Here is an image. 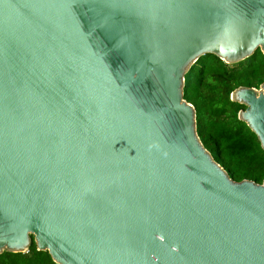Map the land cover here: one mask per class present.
I'll return each mask as SVG.
<instances>
[{
	"label": "water",
	"instance_id": "water-1",
	"mask_svg": "<svg viewBox=\"0 0 264 264\" xmlns=\"http://www.w3.org/2000/svg\"><path fill=\"white\" fill-rule=\"evenodd\" d=\"M264 55V0H0V257L264 264V182L204 147L186 75ZM231 101L264 150V84Z\"/></svg>",
	"mask_w": 264,
	"mask_h": 264
},
{
	"label": "trees",
	"instance_id": "trees-1",
	"mask_svg": "<svg viewBox=\"0 0 264 264\" xmlns=\"http://www.w3.org/2000/svg\"><path fill=\"white\" fill-rule=\"evenodd\" d=\"M264 84V55L228 65L214 55L203 57L186 75L185 100L195 107L204 147L236 182H264V150L258 137L239 119L245 106L231 101L240 88ZM0 264H56L34 243L27 253H4Z\"/></svg>",
	"mask_w": 264,
	"mask_h": 264
}]
</instances>
